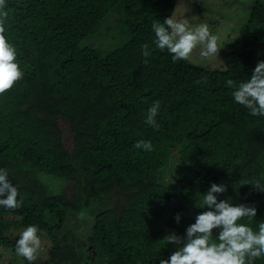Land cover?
Returning a JSON list of instances; mask_svg holds the SVG:
<instances>
[{"label": "trees", "instance_id": "obj_1", "mask_svg": "<svg viewBox=\"0 0 264 264\" xmlns=\"http://www.w3.org/2000/svg\"><path fill=\"white\" fill-rule=\"evenodd\" d=\"M175 6L176 0H6L4 35L23 76L0 94V169L22 205L0 207V229L38 226L39 238L51 240L44 264H159L177 250L163 237L184 236L208 210L195 203L212 183L227 186L218 200L257 209L251 221L238 223L258 231L264 222V192L240 185L264 184V116L250 115L232 96L264 61V0L253 2L238 49L223 52L218 70L173 62L153 44L152 24L173 17ZM110 13L118 36L104 52L85 40L111 35L102 28ZM154 101L158 130L145 123ZM139 140L151 141L153 151L135 148ZM175 156L169 185L162 174ZM44 175L64 181L59 194H49ZM115 189L123 200L117 209L110 206ZM85 212L93 218L90 250L75 245L71 230L58 236L69 216Z\"/></svg>", "mask_w": 264, "mask_h": 264}, {"label": "clouds", "instance_id": "obj_2", "mask_svg": "<svg viewBox=\"0 0 264 264\" xmlns=\"http://www.w3.org/2000/svg\"><path fill=\"white\" fill-rule=\"evenodd\" d=\"M6 0H0V94L10 90L19 81L23 73L17 61L16 48L8 42L4 33V19L7 13L3 11ZM152 30L155 35L153 44L160 51H167L173 62L188 60L195 49L199 47V55L207 59L218 57L220 46L217 37L210 33L207 24H201L190 30L187 21L173 19L171 16L163 23L154 22ZM142 55H151L149 45L141 46ZM200 83V81H197ZM228 86L233 85L228 80ZM233 99L239 105L249 110L252 116H264V61H259L251 77L242 82L232 93ZM160 109V102L154 101L147 110L145 123L158 130L156 116ZM137 149L153 151L151 141L139 140L134 145ZM6 169H0V207L15 210L21 207L22 198L19 197L17 186L8 179ZM251 184L254 189L264 192V184L259 181L240 180V185ZM227 191L224 184L212 183L202 198L195 203L196 208H207L195 216V222L190 224L184 236L174 231L163 237L166 244H174L177 250L168 259H160L159 264H254L256 259L264 258V222L258 224V231H254L246 224L238 221L247 218L249 221L256 217L257 209L246 204L233 205L228 199L218 200V196ZM180 221V214L175 217ZM214 230H218L217 240L212 239ZM36 225L27 226L19 233L16 240L15 252L18 257L34 264L37 253L41 248ZM92 249L91 247L88 249Z\"/></svg>", "mask_w": 264, "mask_h": 264}, {"label": "rangeland", "instance_id": "obj_3", "mask_svg": "<svg viewBox=\"0 0 264 264\" xmlns=\"http://www.w3.org/2000/svg\"><path fill=\"white\" fill-rule=\"evenodd\" d=\"M255 0H176V6L173 13V19H182L187 21L190 30H194L201 24H207L210 33L217 37L218 45L221 47L218 57L202 58L199 55V47L193 51L188 61L196 66L210 70H218L224 67L222 54L228 50H235L239 47V41L246 31V25L251 11V6ZM117 17L110 13L105 18L102 28L108 27L111 30V35L104 34L95 38L89 37L85 40L87 44H92L94 47L100 48L102 51H109L115 43V38L118 36L116 30ZM116 30V31H115ZM104 32V31H103ZM124 41V40H123ZM84 42V43H85ZM65 130V129H64ZM66 143L70 148V135L66 132ZM178 158L175 156L174 160L166 166L162 179L167 184L174 182V176L178 171ZM43 182L47 185L48 192L51 195L59 194L62 191L64 181L51 175H44ZM118 190H112L110 199L111 207L118 208L123 202L122 198L118 196ZM8 219H14L8 216ZM93 218L90 213L78 214L69 216L65 230L58 234L59 237L65 235L68 230L72 231L75 245L82 244L85 249H89L90 245L87 242V232ZM165 226V223H161ZM24 228L15 227V224L10 226V229H0L3 233V239L6 238L10 243L4 245L0 242V264H28V261L22 257H18L15 252L16 240L19 238V233ZM41 248L37 253V260L34 264H44L49 259V249L51 247L50 239L44 235L41 239Z\"/></svg>", "mask_w": 264, "mask_h": 264}, {"label": "water", "instance_id": "obj_4", "mask_svg": "<svg viewBox=\"0 0 264 264\" xmlns=\"http://www.w3.org/2000/svg\"><path fill=\"white\" fill-rule=\"evenodd\" d=\"M92 248V247H91Z\"/></svg>", "mask_w": 264, "mask_h": 264}]
</instances>
